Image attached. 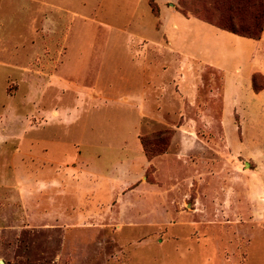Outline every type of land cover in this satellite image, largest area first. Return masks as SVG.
Listing matches in <instances>:
<instances>
[{"label": "rangeland", "instance_id": "374dc122", "mask_svg": "<svg viewBox=\"0 0 264 264\" xmlns=\"http://www.w3.org/2000/svg\"><path fill=\"white\" fill-rule=\"evenodd\" d=\"M211 4L216 10L210 6L207 15L227 22L225 5ZM112 5L106 1L95 18L113 27L90 29L89 45H67V63L77 62L80 74L62 75L60 67L64 83L55 89L50 71L39 70L44 48L54 49L33 36L36 8L0 0V263L264 264L263 210L254 212L251 199L253 192L258 203L264 199L257 192L264 181V92L257 96L229 70L223 80L239 119L222 124L212 103L219 73L192 77V106L212 108L205 121L197 107H183L186 118L178 114L181 91L159 75L156 99L172 100L173 114L159 104L140 117L123 99L141 89L140 49L119 31L136 34L123 27L128 18L117 19L128 13ZM139 15L152 26L146 7ZM237 15L235 24L251 25V10ZM76 30L83 29L63 31L71 39ZM143 35L156 40L154 30ZM242 41L250 44L240 43L237 63L261 66L255 41ZM78 82L87 91L70 90ZM254 83L263 88L264 77L254 74ZM160 111L169 114L163 121L150 117Z\"/></svg>", "mask_w": 264, "mask_h": 264}, {"label": "crops", "instance_id": "0c3cea01", "mask_svg": "<svg viewBox=\"0 0 264 264\" xmlns=\"http://www.w3.org/2000/svg\"><path fill=\"white\" fill-rule=\"evenodd\" d=\"M106 1L113 4L111 10H114V5L118 4L119 7L117 11L120 13H128L129 16H121V14H119L117 19L119 20L123 17L128 18L129 22L126 25L123 24V27L131 29L137 34L119 30L120 33L129 36V42L131 44L137 41L135 44H137V47L140 49V54L138 52L135 56L138 61L135 67L139 70L138 74L143 77L141 89L135 91V94L130 98H123L124 101L130 100L134 103L133 108L140 112V117L144 115L148 116V112L152 113L151 108L159 104L161 109L164 108L169 111L171 115L173 114L175 105L172 100L166 99L159 102V100L156 99V87L160 82H154V77L158 76L159 78V75H162L165 79V76H167V78L169 77L170 82L176 85L179 91H181L180 93L184 100L182 99L179 103L182 106V111H179L178 114L186 118L187 112L183 110V107L184 109L197 107V105L196 107L192 106L195 99V93L192 89L195 84V80L192 78L193 75L208 71L219 73L221 75L219 94L218 97H215L214 101H212V99L211 101L214 107L219 109L218 116L222 124L225 117L232 116L234 119L235 117L239 119L235 108V95L232 93L227 94L226 81L223 80V76H225L229 70L234 72L237 76L241 74L244 87L248 90H252L257 96L264 92V87L258 92H255L252 87V76L254 74L259 73L264 77V63L261 66H255L254 62H252L253 64H248L245 67L237 63L239 54L241 53L239 49L250 44L243 43L244 41L242 40H247L248 38L232 34L237 39H229V37L223 35L222 32L227 34L231 33L222 31L194 16H185L181 14L177 10L179 0H24V2L31 5V8H36V10H34L35 12L37 11L33 13V20L31 22L33 25V36L35 38H45V45H53L52 49H54V53L51 52V49L44 48L42 52L43 57L39 58L41 61L43 59L44 62V66L42 64L39 70L41 72L44 70V73H47L48 70L50 71L49 74L54 77L52 82L54 85L53 88L60 89L64 83L60 74H57L60 67L62 75L68 73L78 76L80 74L79 66H76L77 62L72 64L67 63V45L71 44L75 47L76 45L85 43L89 45L91 41L93 42L92 36H89L90 29L93 30L95 27H101L100 25L102 24L104 27H113L111 24H101L100 21H97L95 18L96 13L97 17L98 14L101 13ZM150 2L155 5L158 12L157 16L153 15ZM144 7L147 8L154 18L152 26L139 15V12ZM75 25L76 27H82L83 30L81 34L76 30L75 35L69 39L70 36L66 35L63 30L66 27L73 28ZM155 25L158 26V30L155 29ZM208 26L218 30L219 33L210 31ZM150 30H154L155 32L156 40H153V42L146 41L143 35L149 33ZM160 36L164 46H161L159 42ZM116 40V37L112 39L109 38L108 42L112 43L116 42ZM253 41H255V43L252 46L262 54V59L264 60V30L260 39ZM240 43L243 45L242 48H238ZM71 50L72 48L70 47V51ZM232 51L233 54L231 53ZM51 59L55 60V62L54 64L49 62V67H47V61ZM195 63L199 64L198 66L201 67L199 70L194 67ZM159 65H164L166 68L160 67V69H158ZM169 72L171 73L169 74ZM147 75L152 79L151 83L146 81ZM243 85L241 86L242 88ZM72 86L70 90H75L77 92L87 91L79 82L73 83ZM147 86H149V90H147ZM180 86L181 88H179ZM104 89L106 91L108 90V93H111L110 87H105ZM92 91H94V87ZM212 93L213 92L210 94L212 95ZM82 97H84V94ZM106 99V96L102 98L104 101H106ZM77 103L78 100L76 101V104ZM197 108V116L200 120L205 121L209 118L212 111L210 106ZM165 115L169 114L160 111L154 115H150V117L156 121H163V119L167 117ZM102 182L105 185V182ZM118 186L120 185H117V187ZM257 192L258 194L261 193L264 198V181H262V186L257 188ZM252 195L253 211L258 213L261 208V210H263L261 216L264 218V199L262 203H258V200H255L254 192Z\"/></svg>", "mask_w": 264, "mask_h": 264}, {"label": "trees", "instance_id": "16d2710c", "mask_svg": "<svg viewBox=\"0 0 264 264\" xmlns=\"http://www.w3.org/2000/svg\"><path fill=\"white\" fill-rule=\"evenodd\" d=\"M199 1L203 7L199 10L197 8L191 9L193 7H189L186 3V0H179L177 10L187 16V13L190 12L193 16L198 18L199 20L206 22L222 31H226L228 33L237 35L239 37L248 38L252 40L260 39L263 28H264V0H197ZM217 4L220 2L225 5L224 14L226 15L227 22L221 23L222 21L216 20L212 16H208V8L212 4ZM206 4V7H205ZM151 11L154 15L157 16L158 12L155 5L150 2ZM213 10H216L215 7H212ZM245 10L252 11V23L250 26H242L234 23V20L238 19V13H241ZM201 12V13H200ZM202 14V16L200 15ZM200 15V16H199ZM252 87L255 92H258L261 89L255 88L254 83V75L252 76ZM156 136H159L157 134ZM142 145L147 153V149L145 146V141L142 142Z\"/></svg>", "mask_w": 264, "mask_h": 264}, {"label": "water", "instance_id": "95a60500", "mask_svg": "<svg viewBox=\"0 0 264 264\" xmlns=\"http://www.w3.org/2000/svg\"><path fill=\"white\" fill-rule=\"evenodd\" d=\"M0 264H3V263H0Z\"/></svg>", "mask_w": 264, "mask_h": 264}]
</instances>
